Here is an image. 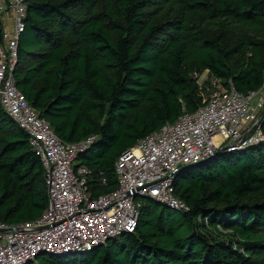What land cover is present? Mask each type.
<instances>
[{"label": "trees", "instance_id": "obj_1", "mask_svg": "<svg viewBox=\"0 0 264 264\" xmlns=\"http://www.w3.org/2000/svg\"><path fill=\"white\" fill-rule=\"evenodd\" d=\"M26 4L16 87L61 141L96 136L75 159L93 196L116 188L123 152L205 104L203 73L243 94L262 85L264 0ZM263 143L177 173L174 195L186 211L144 199L133 233L89 252L42 254L37 264H264ZM47 201L39 158L0 108V222L33 221Z\"/></svg>", "mask_w": 264, "mask_h": 264}, {"label": "built area", "instance_id": "obj_2", "mask_svg": "<svg viewBox=\"0 0 264 264\" xmlns=\"http://www.w3.org/2000/svg\"><path fill=\"white\" fill-rule=\"evenodd\" d=\"M26 13V0H0V108L27 135L39 158L48 201L33 221L0 222V264H37L42 254L89 252L133 233L144 199L186 211L174 195L177 173L218 151H239L264 141L263 65L260 89L243 94L233 87L221 88L196 111L183 112L140 139L114 164L116 188L93 196L87 185L90 172L85 166L75 167V159L96 136L79 143L61 141L16 87L18 41Z\"/></svg>", "mask_w": 264, "mask_h": 264}, {"label": "rangeland", "instance_id": "obj_3", "mask_svg": "<svg viewBox=\"0 0 264 264\" xmlns=\"http://www.w3.org/2000/svg\"><path fill=\"white\" fill-rule=\"evenodd\" d=\"M198 83H199V86L201 89H206V90H209L211 93L209 94V96L215 92H218V90L220 91L221 90V87L215 82V81H212L208 75L206 73H203L200 77H198ZM208 81L209 82V85L207 86V88H204V83ZM264 145V143H263Z\"/></svg>", "mask_w": 264, "mask_h": 264}, {"label": "water", "instance_id": "obj_4", "mask_svg": "<svg viewBox=\"0 0 264 264\" xmlns=\"http://www.w3.org/2000/svg\"><path fill=\"white\" fill-rule=\"evenodd\" d=\"M190 167V166H189ZM189 167H187V168H189ZM162 206V205H161Z\"/></svg>", "mask_w": 264, "mask_h": 264}]
</instances>
